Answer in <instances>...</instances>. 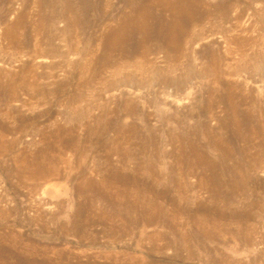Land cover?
Listing matches in <instances>:
<instances>
[{
    "label": "rangeland",
    "instance_id": "1",
    "mask_svg": "<svg viewBox=\"0 0 264 264\" xmlns=\"http://www.w3.org/2000/svg\"><path fill=\"white\" fill-rule=\"evenodd\" d=\"M0 264H264V0H0Z\"/></svg>",
    "mask_w": 264,
    "mask_h": 264
},
{
    "label": "bare ground",
    "instance_id": "2",
    "mask_svg": "<svg viewBox=\"0 0 264 264\" xmlns=\"http://www.w3.org/2000/svg\"><path fill=\"white\" fill-rule=\"evenodd\" d=\"M182 5H183V4H182ZM182 5H181V6H182ZM179 7H180V6H179ZM42 152H43V151H42Z\"/></svg>",
    "mask_w": 264,
    "mask_h": 264
}]
</instances>
